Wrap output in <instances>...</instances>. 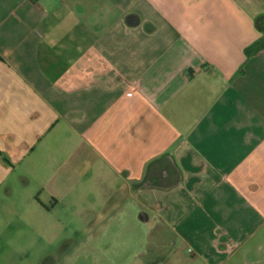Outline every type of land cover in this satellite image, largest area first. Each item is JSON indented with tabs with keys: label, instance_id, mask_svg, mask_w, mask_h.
Returning a JSON list of instances; mask_svg holds the SVG:
<instances>
[{
	"label": "crops",
	"instance_id": "0c3cea01",
	"mask_svg": "<svg viewBox=\"0 0 264 264\" xmlns=\"http://www.w3.org/2000/svg\"><path fill=\"white\" fill-rule=\"evenodd\" d=\"M93 201L119 264H264V0H0V264Z\"/></svg>",
	"mask_w": 264,
	"mask_h": 264
},
{
	"label": "rangeland",
	"instance_id": "374dc122",
	"mask_svg": "<svg viewBox=\"0 0 264 264\" xmlns=\"http://www.w3.org/2000/svg\"><path fill=\"white\" fill-rule=\"evenodd\" d=\"M113 206L99 201L82 204L81 208L97 212V217L86 221L61 219L52 247L42 251L49 257L44 264H119V247L130 243L134 226L129 219L119 220V208ZM85 225L89 227L81 229Z\"/></svg>",
	"mask_w": 264,
	"mask_h": 264
}]
</instances>
